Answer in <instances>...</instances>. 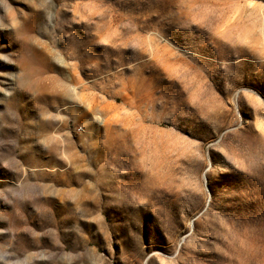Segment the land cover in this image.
<instances>
[{"label": "rangeland", "instance_id": "obj_1", "mask_svg": "<svg viewBox=\"0 0 264 264\" xmlns=\"http://www.w3.org/2000/svg\"><path fill=\"white\" fill-rule=\"evenodd\" d=\"M0 264H264V0H0Z\"/></svg>", "mask_w": 264, "mask_h": 264}]
</instances>
